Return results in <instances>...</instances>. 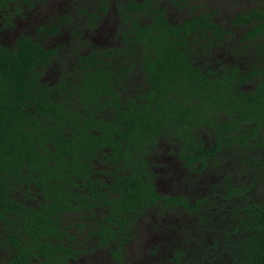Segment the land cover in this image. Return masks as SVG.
Returning a JSON list of instances; mask_svg holds the SVG:
<instances>
[{
	"label": "trees",
	"instance_id": "1",
	"mask_svg": "<svg viewBox=\"0 0 264 264\" xmlns=\"http://www.w3.org/2000/svg\"><path fill=\"white\" fill-rule=\"evenodd\" d=\"M99 1L107 11L108 0ZM161 1L121 4L124 46L107 58L79 54L80 65L53 84L29 80L49 53L42 45L22 38L15 51L0 46V264H75L90 247L73 232L85 230L113 264H128L137 221L157 206L183 207L209 224L211 249L189 237L179 262L264 264V68L214 71L193 61L190 38L218 34L219 24L211 14L174 24ZM233 24L247 28L241 40L264 56V11L239 13ZM131 60L143 64L148 83L127 93ZM164 142L183 162L182 181L198 183L238 157L251 182L233 184L230 173L226 190L211 183L195 199L162 195Z\"/></svg>",
	"mask_w": 264,
	"mask_h": 264
},
{
	"label": "rangeland",
	"instance_id": "2",
	"mask_svg": "<svg viewBox=\"0 0 264 264\" xmlns=\"http://www.w3.org/2000/svg\"><path fill=\"white\" fill-rule=\"evenodd\" d=\"M40 1L41 0H37L36 3H38V5L36 4L35 8L31 9L33 14H36V17L40 19L38 25L47 22H51V25H54L56 18L57 20L59 18L66 19V22L63 23L64 27L58 28V33L60 34L58 39L64 44L55 45V47L59 49L61 57V62L58 61L54 66L55 72H57L56 74L60 73V68L64 70L70 67L73 70L75 67L73 62L75 55L88 50L90 42H95V44L91 45V50L94 51L106 52L110 49L124 46V40L120 37V28L122 24H120L118 9L119 5L123 4L126 0H108L107 14L100 13L98 18L91 17L92 14L98 13L100 9L101 3L96 0ZM129 1L131 0L127 2ZM140 1L144 0H138V2ZM176 2L177 0L174 2L173 0H162L160 5H158L159 8L162 6L165 8L169 20L176 21L187 19L191 14H211L213 20L215 22L217 21L219 24L220 28H218V34L211 32V30H200L197 31L194 37L190 38V42L194 43V56L198 64L214 69L217 67L216 65L218 63H228L231 56L237 61H240V59L249 60L250 58L253 60L256 57L258 58L257 60L264 58L262 54L257 53L259 45L242 43L241 39L246 33L247 28L238 27L232 22L239 13H245L252 9L264 11V0H185L183 1L184 4L178 2L180 6L175 7ZM92 20L93 26L89 29L88 24H90ZM25 21V17L19 19L21 24L25 23L24 26L26 25L28 31H33V26ZM0 31L3 33L4 29H0ZM91 32H96V34H93L94 37H91ZM5 36L6 38L0 40L1 42H9V36ZM77 40L82 41L83 47H77ZM262 40H264V38L260 37L259 41L264 42ZM96 44L102 46V49L99 50L95 46ZM127 64L131 67V73L128 74V77L125 76V78H127L126 92L130 93L136 89L140 77L137 75V70L134 67L136 64L135 61H127ZM244 66H248L246 68L253 66L259 67V63L252 61L244 64ZM260 68H264V63ZM166 144L165 147L167 149L169 147L170 149L172 144ZM167 152H169V150H167ZM167 152L164 153V158L166 159L168 155ZM243 172H245L243 163L238 157H232L229 158L228 161H223L221 168H214L210 175L206 176L207 178L195 184L187 180L182 181L181 172L176 171L175 173L177 176L175 180L171 178V189H169V191L186 194L190 199H195V197L208 195L211 192V183L214 185L219 184L221 188L226 190V185L224 186L223 184L226 181L225 178L230 175V173L233 174V184L239 182L250 184L251 178L246 180V178L242 177L243 174L246 175L247 171L245 173ZM160 178L169 179L163 171H161ZM185 182L189 184L188 187L181 186V183ZM221 188L218 189L219 192L222 191ZM257 197L261 201H264V193ZM161 209L158 206L151 208L137 221L138 235L136 233V237L127 245L126 252L128 264H158L156 259L149 260L150 251L157 252L160 256V260L162 258L167 260L171 259L178 248L187 246H179V244L180 242L181 244H188L187 239H190L189 237H201V242L204 244L209 243L211 245L213 243L210 237L206 238L209 236V233L206 231L209 224L207 223L204 225L200 223L199 217L196 216V214L189 212L183 207H174L165 210ZM100 214L103 215L102 212H98L95 215L101 216ZM204 214L209 216L213 213L208 214L206 211ZM66 218L67 223H72V217L66 216ZM89 222L90 221H88V223ZM89 224H91L90 226H95L94 222H90ZM172 225L175 227L177 226L175 233L173 232V228L175 227ZM164 231L169 239H163L162 234ZM73 233H79L77 241L83 244V249L87 250L86 246L91 248H88V253L79 254L75 264H113L109 258L110 252L108 247L103 246L97 248L98 239L88 238V231H74ZM192 244L193 242L188 246H192ZM223 263L224 259L212 262V264ZM178 264L183 263L179 262Z\"/></svg>",
	"mask_w": 264,
	"mask_h": 264
},
{
	"label": "flooded vegetation",
	"instance_id": "3",
	"mask_svg": "<svg viewBox=\"0 0 264 264\" xmlns=\"http://www.w3.org/2000/svg\"><path fill=\"white\" fill-rule=\"evenodd\" d=\"M36 1L37 0H0V29H4L3 33L0 31V40L2 38H6L5 35L9 36V39H8L9 42H1L0 41V46H2L5 49H9L11 51H15L16 49L19 48V43H20V40L22 38H27L30 41L34 42V43H38V44L42 45L46 50L49 51V53L46 54L47 57L45 58L46 59L45 63L44 64L39 63L36 66L35 69L37 70V72H33V75H31V76H29L30 74H28L29 80L31 82L33 80H36L38 83L41 82V83L53 84V83L58 82L60 76L63 73V69H61V68H60V73L59 74H56L57 72H55L54 66L57 64L58 61L61 62L59 49L56 48L55 45L64 44V43L60 42V40L58 39V37L60 36V34L58 33V28L59 27H64L63 23L66 22V19L59 18L57 20V18H56L54 25H51V22H47V23H44V24L42 23V24L38 25L40 19L37 18L36 17L37 15L33 14V11L31 10L32 8H35L36 4L38 5V3H36ZM43 1L44 0H41L40 2H43ZM96 1L101 3L99 0H96ZM127 1L128 0L124 1V3H128ZM174 1L175 0H173V2ZM177 1H180V0H177ZM140 2H142V1H140ZM175 4H176L175 7L180 6L178 2H176ZM124 7L127 8L128 7L127 4L124 5ZM120 8H121V6L119 5L118 14H119V17H120V24H122V20H123V15L124 14L122 13ZM162 8H164V7L162 6ZM46 11H48V10H46ZM107 12H108V10L105 11V8H103L102 5H101L100 9H99V12L95 13V14H92L91 17L92 18H98L99 17L98 15L100 13L101 14H107ZM80 13H81V11H80ZM164 16L168 19L166 11L164 13ZM196 16H200V14H196V15L191 14L190 17H188L187 19L185 18V19H182V20H176V21H171L169 19L168 20L171 21L174 24H180L182 22H185V20L194 19ZM22 17L26 18L25 22H28V23L31 24V26H33V31H31V30L28 31L26 29V25L24 26L25 23L21 24L19 22V19L22 18ZM232 22H233V20H232ZM92 23H93V20H92V22L90 24H88V28L89 29L92 28V26H93ZM216 23L218 24L217 21H216ZM237 26L238 27H245V26H242V25H237ZM24 27H25V29H24ZM93 34H96V32H94V33L91 32V37L92 36L94 37ZM76 37H77V35H76ZM120 37H121V39H123L122 35ZM94 41H95V39H94ZM242 43L246 44L247 41H242ZM92 44H95V42L94 43L90 42V46H89L88 50L83 51L80 55H82L84 57L97 55V56H100V57L107 58V57L114 56V54H115L113 52H107V51L106 52H101V51L91 50V45ZM76 45H77V47H83L82 41H80V40L78 42H76ZM95 46L99 50L102 49V46H98L97 44ZM194 53L195 52H189V58L192 59L193 61H196ZM78 58H79V54H76V58L74 57V60H73L75 67L80 65L79 62H78ZM257 59L258 58L256 57L253 60L250 58L249 60L240 59V61H237L233 56H231L229 58V62L228 63H225V62L218 63L216 65L217 67L214 68V71L217 70L218 66H220V65L229 64V66H237L239 69L243 70L244 73H247L248 71H251L253 68H255L257 66L246 68L248 66H244V64L250 63V62L253 61V62H258L259 63V67H261V65L264 63V58L263 59H259V60H257ZM238 64H239V66H238ZM135 69L137 70L136 71L137 75L140 77V80H139L136 88L140 89V88L145 87V85L148 82L146 80V74H145V71H144V68H143V64L141 62H137ZM252 86L253 85H249V87H251V88H252ZM166 145L167 144L165 143V144H162L161 146L163 147L164 153L167 152V150H169V152H167V154H168L167 155V159L164 158V153H163L161 155L160 159H159V161L162 164V166L161 165L157 166L156 167V171L159 172V171H163L164 170L166 175H167V177L169 179H166V178L161 179L159 177V179L156 182V190L162 195L176 196L179 193H173V192L169 191V189H171V185H170L171 182L170 181H172L171 178L175 174V172L176 171L177 172H181L184 169V167H183V162L177 157V154L172 152L171 147H170V149H169V147H168V149L165 148ZM170 173H171V176H170ZM161 181H164V182H161ZM172 226H174V225H172ZM173 229H174L173 232L175 233L176 230H177V226L175 228H173ZM137 235H138V232H137ZM162 236H163V239H169V238H167V236L165 234V231L162 234ZM154 240H156V239H154ZM193 244L195 245L196 242H193ZM180 245H182L181 242H180L179 246ZM205 245H206V247H209L210 244L207 243ZM209 249H211V248L209 247ZM178 250L179 249H177V251L172 256V258L168 259V260L164 259V258H162L160 260L159 259L160 256L158 255L157 252L150 251L149 260L156 259L158 264H178L179 263ZM203 255L204 254H203V250L202 249L196 250V259L197 260H199ZM109 258L111 259V254L110 253H109ZM210 258H213V255L210 256ZM218 260L220 261L222 259L219 256H217L215 260H212L211 262H209L208 258L204 256L203 264H212V262L218 261Z\"/></svg>",
	"mask_w": 264,
	"mask_h": 264
}]
</instances>
